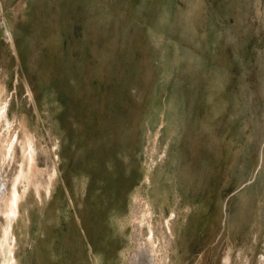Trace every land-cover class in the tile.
Returning a JSON list of instances; mask_svg holds the SVG:
<instances>
[{
    "label": "rangeland",
    "instance_id": "374dc122",
    "mask_svg": "<svg viewBox=\"0 0 264 264\" xmlns=\"http://www.w3.org/2000/svg\"><path fill=\"white\" fill-rule=\"evenodd\" d=\"M28 2L26 10L16 0L9 15L17 54L0 41V137L19 138L1 162L11 184L26 132L37 193L54 176L51 151L69 173L73 205L60 186L39 207L28 196L16 227L43 264H119L125 190L143 150L147 160L161 153L173 174L158 208L176 211L177 237L171 246L170 220H155L136 199L130 264L145 251V263L264 264V225L252 207L264 185L234 193L255 177L264 184V0Z\"/></svg>",
    "mask_w": 264,
    "mask_h": 264
},
{
    "label": "crops",
    "instance_id": "0c3cea01",
    "mask_svg": "<svg viewBox=\"0 0 264 264\" xmlns=\"http://www.w3.org/2000/svg\"><path fill=\"white\" fill-rule=\"evenodd\" d=\"M29 0H24V3L22 6H24V8L27 10V6L29 4L28 2ZM17 3L16 0H0V41L3 42L5 45H7V47L9 49H11V51L16 55V49H15V36H14V31H13V25H12V21L10 20L9 15L13 14V15H17ZM3 21V23L1 22ZM4 22L5 24H7L8 26V30H9V37L8 34L5 33L4 30ZM53 149V148H52ZM144 149H146L144 147ZM50 158L49 161L47 163V165H50V167H54V176L52 178L51 183L49 184V188L47 187H39V193L36 192V190L34 189L33 186H31L28 189V192L25 194V196L21 199V201L19 202V206H18V211H19V215L17 216V218L13 221L12 223V230H13V235L16 238L15 241V255L16 258L18 260V264H43V258L41 257L43 253L39 252L38 249H34V247H31L30 245V241L26 240V228L24 227V229L21 230L20 235L19 233L16 234V227L19 223V221L22 219V223L21 224H25L24 222L25 219H23L25 217L24 214V207L29 205L26 202L27 197L28 196H32L33 201L35 203V206L39 207L41 205H43L45 202L49 201L50 199H52L55 194L57 189L62 188L67 196L68 199V204L69 205H73L72 200L70 198V189L68 188V185L66 183V176L69 174L67 172H63L62 171V166L59 163L60 161V157L59 155L54 151V152H50ZM264 155V153H262ZM38 156V154H37ZM160 157H155L154 153H153V160L151 161V158L148 162L147 157H146V150L143 152H141V157L139 159V170H138V177H137V181L134 182L133 184L129 185V188H126L125 190V206H124V212H125V217L120 221V226L122 228H127V234H126V238H127V245H126V249L122 250L119 254V264H130L129 259L127 258V256L130 255V253H132L134 247H135V240L133 239V230H132V222L130 221V213L133 207V196L135 195V193L138 191L142 194L143 197L148 198L151 201V206H152V210H153V218L155 220L161 221L162 217L168 218L170 220V226H171V235H168L169 239L172 240L171 241V246L172 245H176V237L177 234L175 233V230L172 228V225L175 222V216H176V211L174 210V208H172L170 210V212L167 214L169 217L162 215V213L159 211L158 207L162 208V203L164 200L168 201L170 198L169 195V188L170 186H173L174 183V178H173V174L170 172H165L163 169L166 168L167 166L165 165V159L163 161V158L161 157V153L159 154ZM263 160H259L258 162H260V166L257 168H260L257 172V174L260 175L261 171V167L264 166V163L262 162ZM46 165V166H47ZM39 166V165H38ZM40 167H45V166H40ZM172 166H169V169L171 170ZM147 172L149 173V177H151L150 175L154 176V179L152 180L150 178V184L149 182L146 181V175ZM161 173H163V179L165 181L164 184H162V186H160L159 180L157 181V177L156 174H160L159 177H161ZM168 173V174H167ZM254 173V171H253ZM256 174V176H257ZM258 177H255V179L251 182V183H245L244 184V188L243 187V183H238V188H234L235 194H239L241 195V197H243V193H245L244 191L246 190L247 187L252 188L251 190H256V192L259 191L260 186H263V183L259 184L258 181ZM263 182V181H262ZM137 183V185L135 187H133L135 184ZM159 183V185H158ZM147 188L153 192L152 196H148L147 195ZM232 188V187H231ZM168 191V192H167ZM260 191L264 192V188L260 187ZM254 208V213L256 215V223H258L259 221L262 222V225H264L263 220H264V195L259 196L258 200L256 201V203H254V205L252 206ZM76 217V221L77 223H81L80 219ZM243 221L241 222L240 226H239V230L242 229L241 225H242ZM247 224V221H245V225ZM249 224V223H248ZM145 226L142 228V232L143 234L145 233ZM25 234L24 237H22ZM169 234V233H168ZM27 241V244L30 246H25V242ZM174 247V246H173ZM175 249V247H174ZM88 250L92 251V247L90 245H88ZM91 254V252L89 253ZM168 254V252H167ZM169 255V254H168ZM144 259V257H143ZM224 262H228V257H227V261L224 260ZM95 264H100V262L96 261Z\"/></svg>",
    "mask_w": 264,
    "mask_h": 264
},
{
    "label": "bare ground",
    "instance_id": "6f19581e",
    "mask_svg": "<svg viewBox=\"0 0 264 264\" xmlns=\"http://www.w3.org/2000/svg\"><path fill=\"white\" fill-rule=\"evenodd\" d=\"M4 26L6 29L5 33L8 34L9 37L10 35H9L8 26L7 24H5V22H4ZM6 103H7L6 100L4 101L3 104L0 102V123L2 122V119L5 116V110L7 105ZM18 141L19 138L17 137V135L15 136L14 134L11 133L10 135L8 134L7 136H3V138L0 137V215L2 214V216L5 219V222L0 221V264H18V260L15 255L16 238L13 235L12 221L16 218L17 203L19 200L23 198V194L26 190L25 185L27 186L34 185L35 183L34 179L38 174L37 164L35 161L36 151L34 150L35 147L34 140L32 136L24 132L23 141H22L23 161L11 184L8 182V180L4 178L3 170H2L3 169L2 162L4 161L5 157L11 155L13 156L14 148ZM1 160L3 161L1 162ZM152 160H153V155L151 156V161ZM4 164L5 166H7L6 163ZM146 181L149 182V184L151 182L148 172L146 175ZM139 198L141 199L140 201L142 203L143 208H146L148 210L151 207V201L148 198L145 199V197H143L142 194L138 191L133 196L134 205L132 207V210H134L135 200ZM132 210L130 213V221L132 216ZM145 252L146 253L141 254L140 257L133 262V264H146V263L159 264L158 262L156 263V260L154 259H152L151 261L149 259V263L148 262L145 263L143 257L145 255L147 259L148 251ZM225 261H227V258H225Z\"/></svg>",
    "mask_w": 264,
    "mask_h": 264
}]
</instances>
